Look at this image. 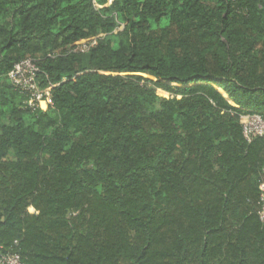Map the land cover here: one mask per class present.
<instances>
[{
  "label": "trees",
  "instance_id": "trees-1",
  "mask_svg": "<svg viewBox=\"0 0 264 264\" xmlns=\"http://www.w3.org/2000/svg\"><path fill=\"white\" fill-rule=\"evenodd\" d=\"M26 57L46 110L6 77ZM248 114L264 119V0H0V250L264 264Z\"/></svg>",
  "mask_w": 264,
  "mask_h": 264
},
{
  "label": "built area",
  "instance_id": "built-area-1",
  "mask_svg": "<svg viewBox=\"0 0 264 264\" xmlns=\"http://www.w3.org/2000/svg\"><path fill=\"white\" fill-rule=\"evenodd\" d=\"M94 40L89 44H93ZM89 44H84L86 49ZM39 67L37 61L26 57L13 64L6 77L11 85L23 95V106L31 110H46L52 103L51 94L43 90L38 81ZM240 122L245 139L264 137V119L257 114L241 115ZM257 216L264 223V184L259 186ZM0 264H25L16 252L0 250Z\"/></svg>",
  "mask_w": 264,
  "mask_h": 264
},
{
  "label": "rangeland",
  "instance_id": "rangeland-1",
  "mask_svg": "<svg viewBox=\"0 0 264 264\" xmlns=\"http://www.w3.org/2000/svg\"><path fill=\"white\" fill-rule=\"evenodd\" d=\"M158 94L160 95V96H164V95H166L164 92H162V91H158Z\"/></svg>",
  "mask_w": 264,
  "mask_h": 264
}]
</instances>
